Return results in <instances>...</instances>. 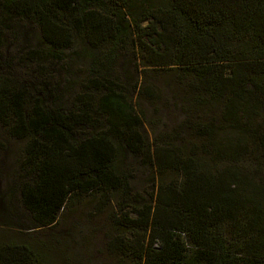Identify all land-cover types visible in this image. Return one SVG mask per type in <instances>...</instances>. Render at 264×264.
Here are the masks:
<instances>
[{
  "label": "trees",
  "instance_id": "trees-1",
  "mask_svg": "<svg viewBox=\"0 0 264 264\" xmlns=\"http://www.w3.org/2000/svg\"><path fill=\"white\" fill-rule=\"evenodd\" d=\"M0 8L34 21L53 50L80 39L92 51L90 70L129 44L138 77L125 87L184 115L167 127L145 120L154 131L148 145L128 79L91 72L77 99L105 129L73 142L69 122L87 114L60 116L39 99L25 114L24 92L0 79V125L25 140L21 170L30 178L19 204L35 226L53 228L77 196L98 194L100 213L114 192L130 195L115 168L119 144L157 182L150 204L138 195L131 206L116 204L110 253L129 264H264V0H0ZM46 250L0 231V264H43Z\"/></svg>",
  "mask_w": 264,
  "mask_h": 264
},
{
  "label": "rangeland",
  "instance_id": "rangeland-1",
  "mask_svg": "<svg viewBox=\"0 0 264 264\" xmlns=\"http://www.w3.org/2000/svg\"><path fill=\"white\" fill-rule=\"evenodd\" d=\"M0 33V79L13 85L11 89L14 92H24L25 114L29 112L31 102L39 99L44 109L54 110L60 116L88 115V119L79 124L69 122L68 135L73 142L99 135L105 129L103 120L77 99L81 94L80 81L93 76L91 72L116 78L122 85L128 79L124 88L135 102L136 112L143 116L139 133L148 145L152 143L154 131L145 120L149 123L158 119L162 126L167 127L171 121L184 116L178 111L177 104V109L170 112L168 109L172 103L165 106L167 100L151 107L142 99L136 100L135 93L125 87L138 77L133 67L137 57H134L129 44L125 51L118 47L112 63L107 61L90 70L92 51L78 38L66 50H53L42 41L34 21L18 14L4 13L1 8ZM158 105H163L164 112H158ZM7 130L0 125V231L14 234L29 243H46L47 250H52V253L46 250L50 257L43 264H129L128 260L106 249L108 238L115 232L109 216L119 214L116 204L120 208L131 206L133 203L129 199L134 195L144 199L146 204L152 202L149 195L157 182L154 170L135 154L115 144L118 154L115 168L126 176L128 184L125 189L130 195H125L123 190L114 192L112 203L103 207L100 213L94 211L100 201L98 194L92 192L74 197L58 214L57 224L51 229H42L33 224L19 204V188L30 178L21 170L25 140L13 138ZM171 177L165 174L162 178L167 181ZM130 217L133 218L132 215ZM52 238L57 240L55 245L49 243ZM188 257H192L191 254Z\"/></svg>",
  "mask_w": 264,
  "mask_h": 264
}]
</instances>
